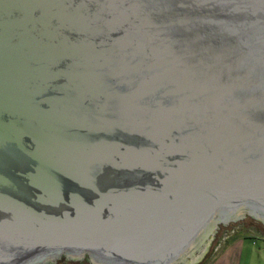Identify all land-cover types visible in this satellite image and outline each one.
<instances>
[{"label":"water","instance_id":"water-1","mask_svg":"<svg viewBox=\"0 0 264 264\" xmlns=\"http://www.w3.org/2000/svg\"><path fill=\"white\" fill-rule=\"evenodd\" d=\"M251 205L264 0H0V264H190Z\"/></svg>","mask_w":264,"mask_h":264},{"label":"rangeland","instance_id":"rangeland-1","mask_svg":"<svg viewBox=\"0 0 264 264\" xmlns=\"http://www.w3.org/2000/svg\"><path fill=\"white\" fill-rule=\"evenodd\" d=\"M244 209V208H241ZM241 209H236L230 214H235ZM198 250H193L187 257L199 259L191 264H264L263 256L256 253L257 249L264 250V224L245 215L239 220L228 224H219L212 236L207 251L204 244ZM201 252V253H200ZM48 264H92L88 258L71 260L64 255ZM182 264V263H180Z\"/></svg>","mask_w":264,"mask_h":264},{"label":"bare ground","instance_id":"bare-ground-1","mask_svg":"<svg viewBox=\"0 0 264 264\" xmlns=\"http://www.w3.org/2000/svg\"><path fill=\"white\" fill-rule=\"evenodd\" d=\"M242 208H244V209H241V208H237V209H241V210H239V211H237L235 214H228L227 212L225 213V214H220V213H217L216 215H225L229 220H230V222L233 220V218H231V217H234V218H236L234 221H236V220H239L240 218H243L245 215H248V216H250V217H252L253 219H255V220H257V221H259V222H261V223H263L264 224V207H262V206H246V207H242ZM233 210H236V209H232V210H229L228 212H231V211H233ZM231 216V217H230ZM229 222H226V223H221L220 221H218V220H212L211 221V225L206 229V230H204L202 233H201V235L200 236H198L195 240H197V242H198V244H204V250H203V252H202V255L204 254V252L205 251H207V248H208V246H209V242L211 241V239H212V236L215 234V232H216V230H217V228H215V227H218V225L219 224H228ZM209 237V238H208ZM191 245H193V244H191ZM86 258H88L89 259V261L91 262H93V263H95V264H100V263H98V262H95L91 257H90V255H84L83 257H82V259H86ZM80 260V259H79ZM197 261V259L194 261V262H196ZM48 261H44V262H42L41 264H46ZM53 263V262H52ZM191 263H193V262H191ZM190 263V264H191ZM171 264H176V261L174 262H172Z\"/></svg>","mask_w":264,"mask_h":264},{"label":"crops","instance_id":"crops-1","mask_svg":"<svg viewBox=\"0 0 264 264\" xmlns=\"http://www.w3.org/2000/svg\"><path fill=\"white\" fill-rule=\"evenodd\" d=\"M263 251L264 250H261V252H260V249L256 250V253L260 255V258L263 256ZM230 264H232V262H230Z\"/></svg>","mask_w":264,"mask_h":264},{"label":"flooded vegetation","instance_id":"flooded-vegetation-1","mask_svg":"<svg viewBox=\"0 0 264 264\" xmlns=\"http://www.w3.org/2000/svg\"><path fill=\"white\" fill-rule=\"evenodd\" d=\"M261 223V222H260Z\"/></svg>","mask_w":264,"mask_h":264}]
</instances>
